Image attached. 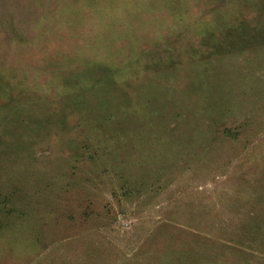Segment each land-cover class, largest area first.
<instances>
[{"label": "rangeland", "instance_id": "rangeland-1", "mask_svg": "<svg viewBox=\"0 0 264 264\" xmlns=\"http://www.w3.org/2000/svg\"><path fill=\"white\" fill-rule=\"evenodd\" d=\"M264 0H0V264H264Z\"/></svg>", "mask_w": 264, "mask_h": 264}, {"label": "trees", "instance_id": "trees-1", "mask_svg": "<svg viewBox=\"0 0 264 264\" xmlns=\"http://www.w3.org/2000/svg\"><path fill=\"white\" fill-rule=\"evenodd\" d=\"M259 30L262 31V30H264V29H261V28H260Z\"/></svg>", "mask_w": 264, "mask_h": 264}]
</instances>
